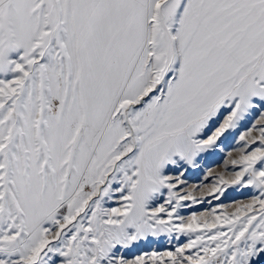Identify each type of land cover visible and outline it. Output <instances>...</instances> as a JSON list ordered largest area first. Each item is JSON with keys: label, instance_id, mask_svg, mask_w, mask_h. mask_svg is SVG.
I'll return each mask as SVG.
<instances>
[{"label": "snow or ice", "instance_id": "6c2138e0", "mask_svg": "<svg viewBox=\"0 0 264 264\" xmlns=\"http://www.w3.org/2000/svg\"><path fill=\"white\" fill-rule=\"evenodd\" d=\"M0 264H264V0H0Z\"/></svg>", "mask_w": 264, "mask_h": 264}, {"label": "rangeland", "instance_id": "374dc122", "mask_svg": "<svg viewBox=\"0 0 264 264\" xmlns=\"http://www.w3.org/2000/svg\"><path fill=\"white\" fill-rule=\"evenodd\" d=\"M239 145L233 142L231 145L225 146L224 151H220L215 155L207 157L204 161H202V168L200 170H197L195 172H190L187 176V179L189 181V184H196L198 182L202 181V177L204 172L211 169L213 172H220L224 170L223 161L226 157V153L230 149H234L238 147ZM207 183V181H205ZM250 198V190L244 189H238L233 188L229 189L228 192L225 194V197L222 198V201H214V203H224L226 205H230L234 201L238 200H247ZM208 199H212L211 197H208ZM210 207V205L203 204V205H196L192 208H189L185 210V214H188L192 211H204L206 208ZM169 247H171L170 244H168L166 238H160L158 241L153 242L151 245L145 246V250L155 249L158 251H164L167 250Z\"/></svg>", "mask_w": 264, "mask_h": 264}]
</instances>
